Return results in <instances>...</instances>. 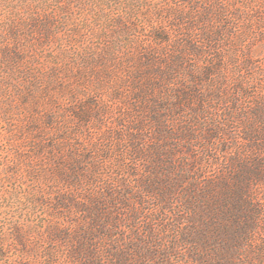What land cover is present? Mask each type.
<instances>
[{
    "label": "rangeland",
    "instance_id": "374dc122",
    "mask_svg": "<svg viewBox=\"0 0 264 264\" xmlns=\"http://www.w3.org/2000/svg\"><path fill=\"white\" fill-rule=\"evenodd\" d=\"M54 1L0 0L57 70L35 109L0 74V264H264V4L207 42L205 0Z\"/></svg>",
    "mask_w": 264,
    "mask_h": 264
},
{
    "label": "trees",
    "instance_id": "16d2710c",
    "mask_svg": "<svg viewBox=\"0 0 264 264\" xmlns=\"http://www.w3.org/2000/svg\"><path fill=\"white\" fill-rule=\"evenodd\" d=\"M182 1H185V3L187 4H191V6L193 7L194 3L192 2L196 0ZM54 2L60 4L62 3V0L60 2L55 0ZM251 2H253V4H256L258 2L259 4H264V0H248L247 2L245 1V3L241 4L238 2V0H205V6L202 8V12L200 13V19H202V22H207V24L211 23L203 29V32L205 33V40L207 42H211L214 40L217 41L221 38L224 40L223 36L229 30L230 21L232 19L237 21L244 18H246V20L248 19L247 10L251 6ZM63 13L66 15V12ZM37 17L40 16L38 15L34 19H28L27 17L23 16L15 17V19H12L8 23H5L4 31L2 35H0L1 40L8 38L6 44H0V74L3 75L2 79L5 81V84L7 86L5 88H8L9 90L12 89V91L14 92L16 91L17 95L21 98L23 106L29 107L31 109L37 108L38 101L44 98L43 94H45V92L49 90L57 71L55 69L56 64H53V66H51L47 71L40 72V68H38L36 65L33 66L30 64L28 67H26L23 63H21L22 58L20 57V55L30 54L32 51V49L30 51L29 47L23 44L24 40H27V37L30 38L38 31V33L46 41L48 39L50 40V38L54 34L51 33V21L47 17H44V20H37ZM63 19L65 20L66 18ZM28 21H30L31 23V29L28 27L30 26V24H24V27H21L22 23H28ZM248 22H250V20H247L244 25H247ZM116 24H118L119 27L122 23L121 21H117ZM254 26L258 28L259 31H264V12H262L259 16L257 25ZM248 29L250 28L244 27V29H242L243 31L241 38H245V34ZM73 32L74 30H70L72 36ZM153 40L156 42L166 41V39L161 35L153 36ZM262 40L264 39L262 38ZM241 42L242 40H239V42H237V38L236 42L234 41V43ZM260 42L264 43V41L261 40ZM58 59L59 57L57 58L56 55H53L52 61ZM83 63L86 62L83 61ZM34 93L36 94L35 98L30 95ZM46 119L50 120L49 117H46ZM6 178L4 177L3 180H7ZM260 180L261 179L259 176V181ZM11 228H14L13 230H17L15 227ZM14 239L17 242H21L22 238L18 231H16Z\"/></svg>",
    "mask_w": 264,
    "mask_h": 264
}]
</instances>
